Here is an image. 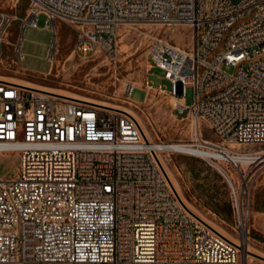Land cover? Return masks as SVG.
<instances>
[{"label": "built area", "instance_id": "obj_1", "mask_svg": "<svg viewBox=\"0 0 264 264\" xmlns=\"http://www.w3.org/2000/svg\"><path fill=\"white\" fill-rule=\"evenodd\" d=\"M24 2L20 17L0 9V49L13 22L20 33L41 24L52 33L48 60L56 23L74 31V52L113 63L124 25L189 29L188 48L150 39L144 85L193 123L186 143L225 182L238 241L180 197L168 153L132 112L0 78V155L18 157L13 173L0 175V264H264L239 243L264 172V0ZM154 67L169 88L148 81ZM133 87L122 81L127 99Z\"/></svg>", "mask_w": 264, "mask_h": 264}, {"label": "rangeland", "instance_id": "obj_2", "mask_svg": "<svg viewBox=\"0 0 264 264\" xmlns=\"http://www.w3.org/2000/svg\"><path fill=\"white\" fill-rule=\"evenodd\" d=\"M11 0H0V9L20 17L25 2L18 0L11 8ZM115 42L116 61L108 62L102 55L78 54L72 50L74 31L63 23H56V49L46 55L52 40L51 31L39 24L25 27L20 33L13 22L0 49V78L31 82L55 90L70 92L83 99L102 102L128 109L140 120L152 142H169L164 157L165 167L177 191L190 207L211 224L227 234L232 229L226 184L216 169L203 158L177 152L176 144H183L193 129L186 113L172 105L174 100L166 94L144 85L146 77V49L153 37L163 36L169 43L181 48L190 45V31L185 26L166 30L158 25L122 26ZM20 33L17 58L15 43ZM232 71V66L224 67ZM153 84L158 82L169 88V81L154 67L147 73ZM133 83L128 100L122 92V81ZM184 101H192V91L186 88ZM180 141L181 143H177ZM264 147H262L263 149ZM171 152V153H170ZM18 162L14 152L0 155V175L13 173ZM248 243L258 255L264 256V172L255 182L248 212Z\"/></svg>", "mask_w": 264, "mask_h": 264}, {"label": "bare ground", "instance_id": "obj_3", "mask_svg": "<svg viewBox=\"0 0 264 264\" xmlns=\"http://www.w3.org/2000/svg\"><path fill=\"white\" fill-rule=\"evenodd\" d=\"M128 25V24H127ZM125 25V26H127ZM128 26H131V25H128ZM1 79H4V78H1ZM7 80V79H6ZM9 81H12V82H16V83H19V84H24V85H28V86H33V87H36V88H41V89H44V90H49L51 92H55V93H58V94H63L65 96H72V97H77V98H81V97H78L70 92H67V91H63V90H55V89H51V88H47L45 86H42V85H39V84H34V83H31V82H22V81H19V80H9ZM133 84V83H132ZM83 99V98H82ZM84 100H87L89 102H92V103H97V104H101V105H104V106H108V107H112V108H116V109H120V110H124V111H128V112H131L129 111L128 109H125V108H122L120 106H111V105H108V104H105V103H102V102H97V101H93V100H88V99H84ZM130 100V99H128ZM182 100V99H181ZM135 117L137 118L140 126L142 127V130L145 134V137L149 140V136H148V133L146 134L140 120L138 119V117L135 115ZM193 124V123H192ZM152 142V141H151ZM154 144V147L165 152L166 153V149L167 147L169 146V142H152ZM177 143H181L180 141H177ZM175 147L177 148V152H180V153H188V154H193V155H196V156H200V157H203L205 156L206 154L203 153V152H197L196 150H190L189 148V145L186 143V142H183V144H176ZM263 147V146H262ZM262 147H259L257 149H262ZM171 153V152H170ZM167 169V168H166ZM168 172V171H167ZM169 175V173H168ZM170 177V176H169ZM171 179V178H170ZM172 181V179H171ZM173 182V181H172ZM174 185V183H173ZM175 186V185H174ZM176 188V187H175ZM177 190V189H176ZM178 192V191H177ZM179 193V192H178ZM180 195V193H179ZM180 197L185 201V203L190 207V205L187 203V201L184 199L183 196L180 195ZM191 208V207H190ZM192 209V208H191ZM193 210V209H192ZM198 216H200L195 210H193ZM203 220H205L206 222L210 223L209 221H207L205 218H203L202 216H200ZM211 224V223H210ZM213 227H215L220 233H222L223 235L231 238L232 240L234 241H238V238L233 235V234H227L226 232L220 230V228L216 227L215 225L211 224ZM239 243L242 247V251H243V254L245 253V251L247 252H250L256 256H260V257H264L263 255H258L254 252L253 248L251 247V245L248 243V240H247V233L245 234H241L240 235V239H239ZM250 254V255H252Z\"/></svg>", "mask_w": 264, "mask_h": 264}]
</instances>
